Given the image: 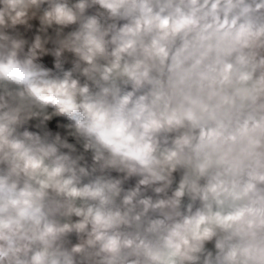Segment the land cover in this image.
Wrapping results in <instances>:
<instances>
[{
	"label": "crops",
	"instance_id": "crops-1",
	"mask_svg": "<svg viewBox=\"0 0 264 264\" xmlns=\"http://www.w3.org/2000/svg\"><path fill=\"white\" fill-rule=\"evenodd\" d=\"M192 2L163 0V9L167 15L174 16ZM240 2L233 27L238 31L242 22ZM43 6L49 10L48 16ZM0 19L4 21L0 24V95L6 92L15 95L31 88L34 96L33 103L25 110L27 118L15 125L12 138L32 146L34 142L23 135L27 131L39 137L41 144H55L56 156L74 161L71 171L63 178L74 179L77 187L118 184L119 195L111 197L108 203L77 199V207L124 213L129 207L124 198L134 194L135 209L129 218L141 212L144 215L140 221L121 224L113 231L122 237L139 236L148 245L153 264H173L170 252L160 245L157 233L146 231L149 224L163 220V227L167 228L203 213L220 218L227 207L223 197L205 200L191 186L203 189L219 174L235 176L237 162L255 138V126L261 124L260 114L254 111L243 90L237 93L229 86V80L240 70L239 53L224 47L207 26L179 40L176 60L157 41L150 47L130 51L124 65H114L102 37L101 23L90 14V7L79 0H0ZM261 27H264V14L261 24L255 28ZM89 35L98 42L91 52V62L74 50L84 45ZM257 51L264 54V49ZM71 81L77 85L75 94L61 87ZM121 81L131 88L144 87L152 98L154 120L150 105L143 102L141 107L148 123L159 120L163 127L160 135L166 143L155 144V163L151 164L162 179L142 184L147 173L129 171L127 167L101 168L95 159L101 146L129 161L143 159L137 140L140 135L111 115ZM149 131L152 136L159 135L154 128ZM181 137L190 140V146L183 149L181 161L174 167L162 166L159 161L175 148ZM205 137L210 144H202ZM110 139L126 145H113ZM12 157L15 162L10 164V173L16 188L9 190L0 186V264H33L36 254L46 250L44 241L39 239V225L76 222L80 217L64 214V198L56 191L49 190L45 195L43 187L40 192L36 190L33 178L39 170L36 159L23 155ZM41 159L48 166L57 163L55 157ZM197 164L205 167L203 174L195 170ZM182 183H185L184 195L175 210L150 206L146 209L141 203L170 200ZM261 189L264 190V185ZM233 198L239 199L236 194ZM242 212L243 209L239 214ZM230 217L231 213L223 218L231 220ZM200 223L203 221L192 227L199 231ZM87 239V233L75 231L60 236L51 245L47 264H65L66 260L72 264H107L106 256L96 247L85 246L84 251H73ZM233 243L240 246L243 254H254L258 248L246 234L235 237ZM218 255L214 237L205 241L199 264H205L206 260L217 264Z\"/></svg>",
	"mask_w": 264,
	"mask_h": 264
},
{
	"label": "clouds",
	"instance_id": "clouds-1",
	"mask_svg": "<svg viewBox=\"0 0 264 264\" xmlns=\"http://www.w3.org/2000/svg\"><path fill=\"white\" fill-rule=\"evenodd\" d=\"M235 6L229 5L230 8ZM255 8H264V0L257 3ZM252 10L255 9L249 7L244 9L245 12ZM3 22L0 19V24ZM220 37L224 47L239 53L237 62L240 70L234 78L229 80V86L235 88L237 93L243 90L246 94L245 98L254 107V111L260 114L261 124L255 126V138L237 162L238 171L235 176L232 173L219 174L212 179L208 187L203 189L197 188L194 184L191 186L192 191L201 194L205 200L223 197L227 207L220 218L203 213L195 218L174 223L167 228L163 227V220L152 221L149 224L146 231L157 233L160 245L170 252L173 264H199L205 241H211L214 237L216 248L219 250L217 264H264V194H262L264 190L261 189L264 185V54L257 51L264 49V27L258 29L241 27L238 31L228 25L220 30ZM97 46L95 37L89 35L85 38L84 45L74 50L83 59L91 62V52ZM61 87L66 88L70 94H75L78 90L75 81L65 82ZM33 101L31 88H25L24 91L15 95L11 92L0 95V152L14 157L23 155L36 159L39 164V170L33 177L36 180V190L40 192L43 187L45 195L49 190L56 191L57 195L64 198V214L69 217L73 215L80 217L78 221L70 223H41L39 239L44 241L46 250L36 254L33 264H47L46 257L51 255L52 243L60 236L73 231L87 233L88 236L85 244L76 246L73 249L74 252L84 251L85 246L96 247L106 256L107 264H153L154 257L148 251V245L139 236L122 237L113 231L121 224H128L132 220L140 221L141 216L144 215V212H141L129 218V213L135 209L132 203L134 194L124 198V203L129 206L124 213H107L100 208L77 207L75 204L77 199L99 200L102 205L108 203L111 197L119 195L118 184L77 187L74 179L63 178L66 172L71 171L74 161H69L67 157L56 156L55 144H41L39 137L27 131L23 135L34 142L32 146L12 138L11 133L15 125L27 118L25 110ZM137 140L139 150L143 154V159L140 161H129L103 146L98 148L95 159L100 163L101 168L127 167L129 171L139 170L147 173L141 180L142 184L150 183L154 179H162L163 177L154 172L151 167V164L155 163L156 146L151 139L150 131L145 129ZM202 144H210L207 137L203 139ZM186 146H190V140L184 137L178 138L175 148L166 152L159 163L162 166L174 167L181 161L182 152ZM50 157H55L57 163L48 166L42 162L41 158ZM195 170L203 174L206 169L203 165L197 164ZM185 183L181 184L180 189L170 200H161L156 204H151L149 201H141V203L146 205V209L150 206L154 209L175 210L179 206V198L184 195ZM213 185L217 187L214 188ZM156 191L160 192L162 189ZM233 194L238 195L239 199H234ZM241 209L243 212L239 214ZM229 213L232 214V219L225 220L223 217ZM200 221L203 223H200L199 231H197L192 225ZM244 234L258 245L254 254H243L239 250L240 246L233 243L235 237ZM65 264H72V262L66 260ZM205 264H212V262L206 260Z\"/></svg>",
	"mask_w": 264,
	"mask_h": 264
},
{
	"label": "built area",
	"instance_id": "built-area-1",
	"mask_svg": "<svg viewBox=\"0 0 264 264\" xmlns=\"http://www.w3.org/2000/svg\"><path fill=\"white\" fill-rule=\"evenodd\" d=\"M79 1L87 4L90 14L101 23L109 59L118 66L126 63L130 51L150 47L157 41L176 60L180 39L199 33L207 26L221 39L220 30L228 25L234 27L238 15V0H194L174 16L165 13L163 0ZM230 4L236 6L230 8ZM44 14H50L46 7ZM13 162L12 156L0 153V186L9 190L16 188L10 173Z\"/></svg>",
	"mask_w": 264,
	"mask_h": 264
},
{
	"label": "trees",
	"instance_id": "trees-1",
	"mask_svg": "<svg viewBox=\"0 0 264 264\" xmlns=\"http://www.w3.org/2000/svg\"><path fill=\"white\" fill-rule=\"evenodd\" d=\"M261 0H242L240 2V14L247 17H251L253 25L258 27L263 19L264 8L256 9L255 5L260 3ZM245 7L255 9L252 11L245 12ZM171 16V15H170ZM141 90H144L143 92ZM146 102L150 105L151 111L153 112L154 107L152 106L153 101L148 92L145 93L144 87H128L126 83L121 81L119 96L112 107L111 115L124 127L133 130L136 134L142 135L145 129H155L159 135H151V139L154 144L166 143L160 132L163 130L162 124L159 120L152 121V124L148 123V118L144 117L143 109L141 104ZM154 112L152 113V119L154 120ZM165 134V133H164Z\"/></svg>",
	"mask_w": 264,
	"mask_h": 264
},
{
	"label": "rangeland",
	"instance_id": "rangeland-1",
	"mask_svg": "<svg viewBox=\"0 0 264 264\" xmlns=\"http://www.w3.org/2000/svg\"><path fill=\"white\" fill-rule=\"evenodd\" d=\"M241 17V15H239V18ZM241 19H242V22H241V26H240V28L241 27H245V28H247V27H252V28H255V26L253 25V22H252V20H251V17H247V16H245L244 15V17H243V15H242V17H241ZM241 35L243 34V33H240ZM136 139V138H135ZM109 140V139H108ZM110 141H111V143L113 144V145H126L125 143H123V142H120V141H118L117 139H110Z\"/></svg>",
	"mask_w": 264,
	"mask_h": 264
},
{
	"label": "snow or ice",
	"instance_id": "snow-or-ice-1",
	"mask_svg": "<svg viewBox=\"0 0 264 264\" xmlns=\"http://www.w3.org/2000/svg\"><path fill=\"white\" fill-rule=\"evenodd\" d=\"M229 219H231V217Z\"/></svg>",
	"mask_w": 264,
	"mask_h": 264
}]
</instances>
